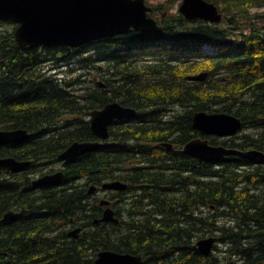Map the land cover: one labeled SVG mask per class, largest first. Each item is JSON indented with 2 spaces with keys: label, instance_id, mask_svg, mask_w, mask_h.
Returning <instances> with one entry per match:
<instances>
[{
  "label": "trees",
  "instance_id": "16d2710c",
  "mask_svg": "<svg viewBox=\"0 0 264 264\" xmlns=\"http://www.w3.org/2000/svg\"><path fill=\"white\" fill-rule=\"evenodd\" d=\"M205 1L225 14L224 25L162 15L159 34L133 31L80 48H21L14 32L0 33V130L32 134L0 147V157L32 162L9 179L0 173V219L25 208L18 223L0 225V264H92L103 250L140 254L144 264H264V162L206 163L181 152L198 137L194 113L206 111L243 122L238 135L208 137L211 144L264 153V16L251 14L264 0ZM79 58L80 72L104 65L106 89L95 83L78 94L81 74L61 80L52 72L58 64L73 71ZM199 73L205 81L188 80ZM113 102L138 112L110 128L115 146L69 165L62 185L36 190L31 177L40 167L51 174L48 166L73 142L98 140L87 113ZM114 180L130 185L117 196L120 225L70 239L69 227L100 218L89 187ZM205 235L222 245L208 257L196 248Z\"/></svg>",
  "mask_w": 264,
  "mask_h": 264
},
{
  "label": "water",
  "instance_id": "95a60500",
  "mask_svg": "<svg viewBox=\"0 0 264 264\" xmlns=\"http://www.w3.org/2000/svg\"><path fill=\"white\" fill-rule=\"evenodd\" d=\"M179 13L188 21L201 20L210 24H219L223 19L218 7L205 0H182ZM153 8L146 0H0V22L17 25L14 31L15 42L21 48H80L111 37L129 34L133 31L159 34L163 31L153 17ZM207 73L190 76L189 81L203 82ZM136 109L125 107L118 102L107 104L101 110L87 114L92 134L99 141L73 142L58 156L65 165L75 163L83 155L108 149L115 145L110 142V127L133 119ZM192 127L198 138L188 142L182 153L188 157L206 162L218 163L236 156L251 161L264 162V153L257 150L241 151L223 145H213L205 137L230 138L243 129L240 118L227 113H208L200 111L192 117ZM31 138L28 131L0 130V147L23 144ZM171 151L170 144H164ZM31 161H19L12 157H0V172L23 173L31 166ZM63 172L44 176L33 183L35 188L57 186L64 179ZM105 191L123 192L128 186L120 181H110L103 185ZM93 189L90 191L92 192ZM110 202L99 222L119 224ZM23 214L7 212L5 221H15ZM80 228L69 234L77 238ZM217 239H200L196 248L203 256H211ZM92 264H144L142 255L121 254L112 250L100 251Z\"/></svg>",
  "mask_w": 264,
  "mask_h": 264
},
{
  "label": "rangeland",
  "instance_id": "374dc122",
  "mask_svg": "<svg viewBox=\"0 0 264 264\" xmlns=\"http://www.w3.org/2000/svg\"><path fill=\"white\" fill-rule=\"evenodd\" d=\"M146 3H147L148 6H150V7H152L154 9L153 16L155 18H157L159 21H161L162 15L171 16V15H175V14L179 13V7H180V5L182 3V0H146ZM158 5H164V9H162V11L158 10L157 9ZM258 13L260 15L264 16V7H262V8H254V9L251 10V14H255L256 15ZM226 20H227L226 17L223 16L222 25H224ZM15 29H16V25H14V24H8V23H3L2 24V23H0V33H2L3 31L4 32L8 31V32L11 33V32H14ZM81 59L82 58L73 60V64H74V66L72 68L73 71H71L68 67L62 66V64H58V66H53V67H52V64H51L50 66L52 67L51 69H53L52 72L55 73L56 77L61 79V80H63V79L69 80V79H72V78L76 79V75H80L81 74L82 75V80H84L85 82L80 83L79 86H76L74 88L77 89L76 93H78V94H83V93L87 94V93L92 91L93 85H95V83L106 81L107 78H108V74H106L107 72H104L103 68H101L104 65L103 66H99L100 69L99 68L98 69L91 68L90 70H85V71L82 70V72H80V70L82 68L81 69L78 68L79 67L78 61L81 60ZM46 67H48V65ZM199 74H201V73H199ZM101 75H103V76H101ZM90 86H92V87H90ZM85 87H90V89L84 90ZM49 167L51 169L55 170V171L62 169V165L59 162L48 166V168ZM38 174L40 176L44 175V173L41 171V167L39 168ZM216 234L219 235L218 232ZM208 236L209 235H205L204 238H207ZM215 238L217 239V236ZM219 241L220 240L217 239V245H218V247L220 249H222V245H220V243H218Z\"/></svg>",
  "mask_w": 264,
  "mask_h": 264
},
{
  "label": "flooded vegetation",
  "instance_id": "af4514ba",
  "mask_svg": "<svg viewBox=\"0 0 264 264\" xmlns=\"http://www.w3.org/2000/svg\"><path fill=\"white\" fill-rule=\"evenodd\" d=\"M98 83V82H97ZM102 83V84H101ZM99 82L98 83V85L100 86V88H104V89H106L107 88V84H106V82L105 81H102V82ZM137 111V110H136ZM137 116H138V112H137V114H136V116L134 117V118H137ZM12 145H16V144H12ZM8 146H11V145H8ZM170 146L171 147H173V145L172 144H170ZM4 147H7V146H4ZM165 149H167L166 147H165ZM174 149V148H173ZM172 149V150H173ZM183 149V148H182ZM168 150V149H167ZM171 150V151H172ZM182 152V151H181ZM183 154V153H182ZM186 156V155H185ZM6 157H11V156H4L3 158H6ZM188 157V156H187ZM12 158H14V157H12ZM16 159V158H15ZM57 163V162H56ZM61 165H62V169H60V170H56V171H53L54 173H57V172H63L64 174H65V171H66V169H67V165H65L64 163H60ZM27 170V169H26ZM25 172V171H24ZM1 173V177L2 178H4V179H9L10 177L8 176V175H11V174H14V173H11V172H0ZM18 174H20V173H18ZM41 177H43V176H40L39 174H37L36 176H33V177H31L32 179H31V182H32V186L34 187V185H33V183L35 182V181H37L39 178H41ZM178 179H182V176L181 177H177V179L176 180H178ZM185 179H187V180H191V177L190 176H185ZM114 181H120V180H114ZM112 182V181H111ZM120 182H122V183H124V184H126L127 186H128V189L130 188V185L128 184V183H126V182H123V181H120ZM63 183V182H62ZM62 185V184H61ZM85 186V185H84ZM51 187H53V186H51ZM57 187V186H56ZM35 188V187H34ZM42 188V187H41ZM86 188V187H85ZM178 188H180V186L179 185H177L176 186V189H178ZM36 190H38V189H40V188H35ZM127 189V190H128ZM169 189V188H168ZM127 190L126 191H123V192H116V191H105V192H102L100 189H97V190H95L93 193H89V189H88V191H87V195L90 197L89 199H90V201L92 202V209H94L93 207H95L96 209H99V211H101V214H100V218H95V219H93V221H89V222H87L86 223V225H84V226H81V225H74V226H71V227H69L68 228V233H67V235H68V237H69V234L73 231V229H76V228H80V233L78 234V237L77 238H71L70 237V239H78L79 237H82L83 236V234L86 232V231H88V227H90V228H97V227H99L103 222H99L100 220H101V218H102V216H103V212L105 211V209H107V206H102L101 205V202L103 201V200H106V201H109L111 204H110V207H111V209L115 212V216H116V218H118L119 219V224H113V223H104V224H113V225H120V223H121V219L118 217V214H121L122 213V209H123V205H124V203H122V200H119V197H117L119 194H122V193H125V192H127ZM170 190V189H169ZM115 194V195H114ZM114 198V199H113ZM168 208V210H170V208L169 207H167ZM9 211H11V212H15V213H20V212H22L23 214L25 213V208H22V209H20V210H16V209H9ZM9 211H7V212H9ZM7 212H4V213H2V217H1V219H0V225L1 224H3V223H8V224H12V223H18L19 222V220L21 219V217L23 216V214H21L20 216H19V218L18 219H16L15 221H5L4 220V215L7 213ZM99 253V252H98ZM97 253V254H98ZM96 258V257H95ZM95 258H94V260H95ZM93 260V261H94ZM93 263V262H92Z\"/></svg>",
  "mask_w": 264,
  "mask_h": 264
},
{
  "label": "bare ground",
  "instance_id": "6f19581e",
  "mask_svg": "<svg viewBox=\"0 0 264 264\" xmlns=\"http://www.w3.org/2000/svg\"><path fill=\"white\" fill-rule=\"evenodd\" d=\"M164 144H169V143H164ZM164 144H161L160 146H162V145H164ZM163 148H165V147H163ZM57 160H58V158H57ZM57 162H59V161H57ZM59 163H61V162H59ZM74 164V163H73ZM70 165H72V164H70ZM67 166H69V165H67ZM54 174V172L53 173H51V174H46V175H44V176H49V175H53ZM43 176V177H44ZM42 178V177H41ZM40 179V178H39ZM62 182H63V180H62ZM62 182L59 184V185H61L62 184ZM106 183V182H105ZM104 183V184H105ZM103 184V185H104ZM59 185H57V187L59 186ZM48 187H51V186H48ZM53 187H56V186H53ZM93 189V191L92 192H90L91 190ZM95 190H97V187H95V186H90L89 187V193L91 194V193H93ZM101 190H102V192H105V190L103 189V186H102V188H101ZM209 237H213V236H208L207 238H209ZM202 239H204V238H202ZM200 240V239H199ZM198 240V241H199ZM197 241V242H198ZM138 255V254H137Z\"/></svg>",
  "mask_w": 264,
  "mask_h": 264
}]
</instances>
